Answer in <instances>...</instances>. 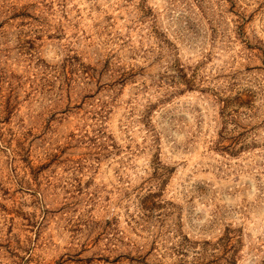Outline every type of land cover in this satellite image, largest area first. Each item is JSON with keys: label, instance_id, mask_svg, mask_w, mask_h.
<instances>
[{"label": "rangeland", "instance_id": "obj_1", "mask_svg": "<svg viewBox=\"0 0 264 264\" xmlns=\"http://www.w3.org/2000/svg\"><path fill=\"white\" fill-rule=\"evenodd\" d=\"M0 264H264V0H0Z\"/></svg>", "mask_w": 264, "mask_h": 264}]
</instances>
